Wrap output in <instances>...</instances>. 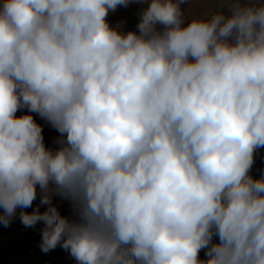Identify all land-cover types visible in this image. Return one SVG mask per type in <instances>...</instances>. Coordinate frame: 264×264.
<instances>
[{
  "label": "clouds",
  "instance_id": "obj_1",
  "mask_svg": "<svg viewBox=\"0 0 264 264\" xmlns=\"http://www.w3.org/2000/svg\"><path fill=\"white\" fill-rule=\"evenodd\" d=\"M187 2L3 0L0 225L77 264H264V0Z\"/></svg>",
  "mask_w": 264,
  "mask_h": 264
},
{
  "label": "rangeland",
  "instance_id": "obj_2",
  "mask_svg": "<svg viewBox=\"0 0 264 264\" xmlns=\"http://www.w3.org/2000/svg\"><path fill=\"white\" fill-rule=\"evenodd\" d=\"M3 0H0V4ZM217 5L212 0H188L182 7L187 18L201 16ZM147 4L130 3L127 7H118L115 12H110L107 20L112 26H120L122 31H137V24L140 20L142 9ZM28 114L27 109L19 110L16 115ZM38 124L43 128L44 143L46 147L53 148L59 133L48 123L41 119L36 113H31ZM264 173V148L257 149L255 153V162L251 169V175L259 178ZM39 190L37 199L34 201L32 208L26 209L31 212L39 204ZM53 203L58 207L64 216H72L70 202L62 200L56 196ZM46 205H41L40 210H46ZM42 222L35 227L26 228L22 225L17 217L12 221L10 226L0 225V264H77L75 259L70 256L69 252L57 247L47 253L41 251L39 244L41 241Z\"/></svg>",
  "mask_w": 264,
  "mask_h": 264
},
{
  "label": "bare ground",
  "instance_id": "obj_3",
  "mask_svg": "<svg viewBox=\"0 0 264 264\" xmlns=\"http://www.w3.org/2000/svg\"><path fill=\"white\" fill-rule=\"evenodd\" d=\"M200 258H201V259H205V258H206L203 250H202L201 253H200Z\"/></svg>",
  "mask_w": 264,
  "mask_h": 264
},
{
  "label": "water",
  "instance_id": "obj_4",
  "mask_svg": "<svg viewBox=\"0 0 264 264\" xmlns=\"http://www.w3.org/2000/svg\"><path fill=\"white\" fill-rule=\"evenodd\" d=\"M59 145H55L54 147H53V149H55V148H57Z\"/></svg>",
  "mask_w": 264,
  "mask_h": 264
}]
</instances>
